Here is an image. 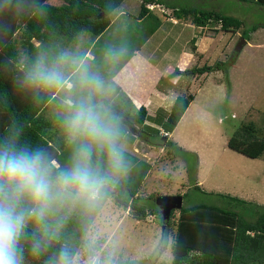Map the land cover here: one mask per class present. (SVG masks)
Instances as JSON below:
<instances>
[{"label":"rangeland","instance_id":"1","mask_svg":"<svg viewBox=\"0 0 264 264\" xmlns=\"http://www.w3.org/2000/svg\"><path fill=\"white\" fill-rule=\"evenodd\" d=\"M129 1L132 3L129 4ZM129 1L122 5L133 11L140 10L138 0ZM158 1L177 8L183 5L214 8L239 17L243 24L235 31L219 28L215 33L214 29H210L217 24L215 22L203 29L205 33L196 29L199 51H196L187 68L218 62L220 67L189 73L181 79L186 81L180 82L182 90L178 94L191 92L194 97L182 119L170 132L169 138L175 141L173 145L168 144L164 148V139L159 138L156 132L158 126L153 128L149 121L138 124V130L132 129V133L128 132L120 143L126 152L124 158L140 157L150 163L138 190L142 203L152 208L157 205L154 197L158 194L181 193L182 206L200 202L217 204L237 209L244 217L250 218L255 212L254 204L264 205V150L257 157H250L230 148L227 140L232 135H238L241 125L249 122L254 126V136L264 137V5L241 0ZM45 7L47 2L42 6ZM254 25L257 28L248 29ZM42 27L32 18L17 29L15 36L20 38L23 34L30 37L33 45H38L33 52L36 47L47 52V43H59L61 39L58 35L59 40L55 36L47 38L48 34ZM245 29L248 34L242 38ZM243 39L245 42L234 61L228 63ZM17 43L22 49L19 40ZM191 44L189 40L188 47ZM32 60L26 55L22 65L26 67ZM135 74L142 76L143 73L136 71ZM44 115L47 116V110ZM156 117L159 118V114ZM150 136L154 140L152 143ZM61 157L62 163L69 167L71 155L64 152ZM106 167L101 162L103 171ZM117 175L122 176L123 172ZM196 182L199 187L195 186ZM111 183L110 179L107 185ZM104 194L102 203L96 201L93 206L69 204L55 214L54 219L61 220L55 237L68 239L73 236V231L81 233L72 242L75 244L73 257L77 264H92L93 260L96 264H117L118 258L135 264H160L161 260L170 264L173 257L172 229L162 237L161 220L154 213L137 218L130 208L118 205L113 196L109 198L107 193ZM226 194L249 202L236 203ZM127 195L125 191L124 196ZM178 210H173L174 216L178 215ZM23 264L31 263L24 258Z\"/></svg>","mask_w":264,"mask_h":264},{"label":"trees","instance_id":"2","mask_svg":"<svg viewBox=\"0 0 264 264\" xmlns=\"http://www.w3.org/2000/svg\"><path fill=\"white\" fill-rule=\"evenodd\" d=\"M122 1L61 0V2L54 4L47 2V0H19L21 6L15 15L0 16V144L4 143L6 137H14L18 147L41 151L45 163L52 173H58L66 168V165L62 163L61 156L64 152L71 155L68 143L62 150H59L43 135V132L46 131L45 128H59L62 125L63 115L52 120L47 119V116L44 115L52 93H38L20 87L21 69L25 68L22 65L23 59L36 45H33L30 37L22 34L20 38H16L15 33L17 29L24 23L31 21L32 18L38 25L43 26L45 34L53 31L57 40L61 37H68L67 35H74L81 28H83L81 30L88 29L92 33H98L108 25L111 21L112 12ZM152 1L159 2L158 0H141L139 14L145 11V2ZM241 1H254L264 5V0ZM45 2H47V7L42 8ZM37 6L39 10H37ZM179 9L195 11L194 20L197 25L204 26L208 22H215L221 30L235 31L243 24L239 17L214 8L181 6ZM255 28L257 26L254 25L248 29L253 30ZM247 34L248 30L245 29L242 38L246 37ZM17 40H19L22 49L18 48ZM243 42L245 39L237 44L234 55L228 63L234 61ZM192 49H195L194 46ZM221 63L226 65L224 62ZM215 67H220L219 62L212 65L204 64L201 67L186 68L184 71L187 73L204 72ZM193 97L191 92L176 95L168 111L162 112L163 109L158 111L156 116L159 114V118L155 115H148L143 104L139 105L133 112L124 110L116 112L109 107L106 97L98 99H102L111 114L116 117L114 123L119 130V143H121L128 132L132 133V129L138 130L137 125L145 124L147 119L163 126L166 132L171 131ZM155 127L153 125V128ZM253 128L252 122L242 124L241 130H238V135H232L228 138L227 145L250 157L259 156L264 150V137H255ZM244 131L248 133H244ZM156 132L159 138L164 139L162 142L164 148L168 144L173 145L175 143L167 137V133L161 134L158 127H156ZM122 151L125 155L124 149ZM93 159L95 161L97 157L94 155ZM100 160L103 161L102 156ZM54 161L58 163L57 166ZM125 161L126 171H124L125 174L123 172L122 176L111 173L106 167L104 172L113 178V182L104 187L103 195L97 202L102 203L105 197L104 193H107L108 196L114 197L118 205L130 208L131 213L137 218H145L151 213L158 216L161 220L159 222L161 227L163 225L162 237L167 230L172 229L173 231L171 239L173 257L170 264H264V205L254 204L255 212L253 216L247 218L240 214L237 209L200 202L191 206H182L178 210L177 216H174L173 209L169 218L164 219L160 208L157 205L147 208L142 203L138 193L141 181L150 168V163L143 158L134 156L125 158ZM104 166L105 164H103ZM195 186L199 187V184L196 182ZM125 191L128 194L126 197L124 196ZM226 195L236 203L249 202L238 196ZM149 196L151 197L153 194H149ZM71 222H73L72 218ZM28 231H32L31 226ZM73 233V236L68 239L52 236L46 251L38 258H33L29 253L28 246L25 245L24 258L31 264H47L49 257L58 254L62 248H68L74 256L75 244L73 243V245L72 242L75 237L81 236V233L78 231H73ZM116 263L135 264L136 262L118 258ZM160 264H165V261L161 260Z\"/></svg>","mask_w":264,"mask_h":264},{"label":"clouds","instance_id":"3","mask_svg":"<svg viewBox=\"0 0 264 264\" xmlns=\"http://www.w3.org/2000/svg\"><path fill=\"white\" fill-rule=\"evenodd\" d=\"M20 6L19 0H0V16L15 15ZM118 54L111 49L107 53L112 59ZM21 72L22 89L64 94L62 130L71 157L69 167L52 173L41 151L18 147L11 136L0 144V264H23L25 245L38 258L59 229L61 220L54 217L60 208L93 206L102 197L111 176L102 170L101 156L111 173L126 171L116 117L97 99L107 95L108 85L81 54L42 50ZM47 264H77V260L62 248Z\"/></svg>","mask_w":264,"mask_h":264},{"label":"crops","instance_id":"4","mask_svg":"<svg viewBox=\"0 0 264 264\" xmlns=\"http://www.w3.org/2000/svg\"><path fill=\"white\" fill-rule=\"evenodd\" d=\"M138 1L141 2V0ZM51 2L55 4L61 0ZM123 3H126V0H123L112 12L114 15L111 16V21L102 31L92 33L87 29L76 36L83 29L81 28L69 38L61 37L59 43H47V52L55 54L68 49L81 54L108 85L109 91L104 97L107 98V103L113 111L133 112L143 104L150 116L156 115L158 111H161L160 109L166 112L176 95L182 90L180 82L186 80L181 79L184 75L185 77L189 75L184 70L189 67V62L196 51H199L196 29L200 33H205L203 29L207 28L211 22L207 23L208 26L197 25L194 20L195 11L180 10L181 6L178 8L168 6L161 1L145 2V11L140 14V10H130L122 5ZM212 28H216L214 29L216 33L219 25L211 26L210 29ZM47 38H54V32L51 31ZM189 40L192 41L191 47H188ZM192 46L195 49H192ZM33 49L34 47L28 54V58L34 59L36 53L42 51L40 47H36L34 52ZM110 49L119 53L115 59L108 57L107 53ZM136 71L142 72V76L135 74ZM63 96L61 92L52 93V97L47 102V119L52 120L64 115ZM182 117L183 115L179 121ZM148 121L157 125L161 134L165 131L160 124L149 119L146 123ZM44 132L43 135L59 150L67 144L66 138H63L62 125L57 129L50 128ZM170 132H166L168 138ZM150 139L151 136L149 141L154 142ZM54 164L58 165L56 161Z\"/></svg>","mask_w":264,"mask_h":264},{"label":"water","instance_id":"5","mask_svg":"<svg viewBox=\"0 0 264 264\" xmlns=\"http://www.w3.org/2000/svg\"><path fill=\"white\" fill-rule=\"evenodd\" d=\"M182 194H158L154 197L157 206L160 208L161 215L164 219H168L173 209H180L182 207ZM163 227V225H162Z\"/></svg>","mask_w":264,"mask_h":264}]
</instances>
